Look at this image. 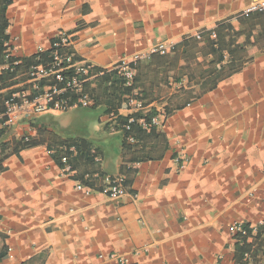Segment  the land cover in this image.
I'll list each match as a JSON object with an SVG mask.
<instances>
[{
	"label": "crops",
	"instance_id": "crops-1",
	"mask_svg": "<svg viewBox=\"0 0 264 264\" xmlns=\"http://www.w3.org/2000/svg\"><path fill=\"white\" fill-rule=\"evenodd\" d=\"M253 1L11 0L5 44L10 55L28 58L65 33V48L88 66L92 80L158 45L179 49L206 31L214 38L218 24L238 25ZM249 55L251 61L200 94L187 68L171 71L179 81L157 62L135 68L142 111L153 108L160 123L151 136L127 141L131 150L113 129L116 117L103 113L107 101L88 109L93 116L75 118L76 107L8 125L7 140L35 138L29 120L36 118L45 131L43 142L2 163L0 264H236L237 227L264 220V47ZM211 59L197 57L201 68ZM18 77L0 89L2 98L31 83L26 70ZM74 138L86 139L96 156L92 165L75 162L71 151L68 171L60 158ZM134 161L135 173L121 174ZM105 175L122 178L121 195L101 193ZM77 183L90 191L77 190Z\"/></svg>",
	"mask_w": 264,
	"mask_h": 264
},
{
	"label": "trees",
	"instance_id": "trees-1",
	"mask_svg": "<svg viewBox=\"0 0 264 264\" xmlns=\"http://www.w3.org/2000/svg\"><path fill=\"white\" fill-rule=\"evenodd\" d=\"M10 2L11 0H0V67L7 66V68L0 70V89L21 81L19 80L18 73H22L25 70L28 71L31 66L45 65L52 60L53 48L51 47L45 53L28 58H19L10 55L11 47L5 44L8 40L5 29L10 23L6 16V9ZM237 20L238 25L236 26H233L229 22L218 24L213 32L215 34L214 38H210L209 32L206 31L198 36L185 39L179 49L169 48L164 54L152 52L138 58L135 62V68L140 70L143 66L157 62L163 65L164 71L167 72L166 77L172 76L176 81H179V78L175 73H171V71L178 67L182 69L187 68L186 75L189 80L199 85V94L210 90L217 85L218 81L237 72L245 63L252 60L253 57L249 55V50L252 47H256L258 50L264 47V12L241 15ZM57 54L64 56L70 54V50L67 48H58ZM198 56L212 58L208 63L205 62L208 65L207 68H201L203 64L197 60ZM73 61H79V58L73 55ZM180 61H183L181 66H179ZM188 62L195 63L196 67L191 69L189 64L186 66L185 63ZM62 73L64 76L69 75L71 74V70L68 69ZM140 76L142 77L139 73L134 77L130 86H125L124 81L117 71H104L94 79L86 80L83 85V92L94 103L90 106L77 107V109L85 110L94 109L103 101H107L108 103L103 113L112 114L116 117V124L113 126V129L120 132L122 136L121 146L125 150L132 149L131 144L127 142L129 136L133 137L135 142L136 140L140 141L142 138L151 136L155 129V126H151L146 130L139 124V122H149L150 118L156 115V111L153 108L145 112L142 111L146 103L141 94V89L138 87ZM45 86L62 87L61 83L49 77L38 80L35 86L32 83L25 84L17 92L24 93L27 97L33 98L43 93ZM15 92L11 91L7 95ZM132 93H136L135 98L141 102V108L134 110L127 116L119 115L117 112L118 109L129 108L126 97ZM4 98L0 96V172L4 168L2 163L7 157L18 153L22 149L43 142L42 135L45 131L40 126L39 118H36L29 120L31 128L34 129V126L36 127L35 138L30 139L29 137L23 136L7 140L6 133L8 131V125L6 124L7 119L4 115ZM165 113H168L167 109H165ZM128 118H132L133 122L129 124V129L125 130L123 125L127 122ZM38 136L39 139H36ZM70 147L74 148L75 162L83 161L91 165L94 163L93 159L96 155L93 154L87 140L84 138H74L66 144L64 154L71 163V167H73L75 162L70 161ZM133 163H136V161L130 162V164L122 168L121 174L135 173L136 168L133 167ZM131 183V178L125 179V185L128 186ZM244 228L247 230L246 235L242 236L240 233L234 235L235 248L233 259L235 263L247 264L248 258L245 255H248L250 260L253 261V264H264V227L257 225L255 233H252L248 226H244ZM248 238L251 239L248 240Z\"/></svg>",
	"mask_w": 264,
	"mask_h": 264
},
{
	"label": "built area",
	"instance_id": "built-area-1",
	"mask_svg": "<svg viewBox=\"0 0 264 264\" xmlns=\"http://www.w3.org/2000/svg\"><path fill=\"white\" fill-rule=\"evenodd\" d=\"M264 12V0H256L247 5L241 15H249L254 13ZM214 36V34H212ZM69 45V37L65 33H61L53 40L50 47L53 48L51 58L52 60L45 65L31 66L27 71L30 82L35 86L36 82L41 79L52 77L56 82L61 83L62 87L55 86L44 89L43 93L29 98L24 93L15 92L7 95L3 99L4 115L6 116V124L9 126L16 125L21 117L39 116L46 112H63L76 107L90 106L93 100L83 92V85L89 75L88 66L73 61V55L66 54L60 56L57 54L58 48H65ZM169 48L163 45H158L153 52L164 54ZM138 59V58H137ZM136 59V60H137ZM127 62L121 60L116 64L114 70L121 76L125 86H130L135 76V62ZM7 67V66H6ZM70 69L71 74L63 75L62 72ZM136 93H132L126 97L129 109L136 110L141 108V102L136 98ZM133 122L132 118H128L123 125L125 130L129 129V124ZM160 123V116L154 115L149 122H139L143 129H149L151 126H157ZM127 141L134 142L133 137L129 136ZM74 148L70 147L69 151ZM61 163L66 170L71 169L70 162L66 155L61 158ZM122 178L119 176L113 177L109 175L103 176V184L100 188L102 194L110 197L121 195ZM77 190H85L88 193L90 190L84 188L80 183L75 185ZM259 226L264 227V220L259 223ZM242 236L247 234L244 227H237L236 230ZM252 233L256 232V227L251 229ZM248 257V255H245Z\"/></svg>",
	"mask_w": 264,
	"mask_h": 264
},
{
	"label": "rangeland",
	"instance_id": "rangeland-1",
	"mask_svg": "<svg viewBox=\"0 0 264 264\" xmlns=\"http://www.w3.org/2000/svg\"><path fill=\"white\" fill-rule=\"evenodd\" d=\"M90 114L91 116H93V112L91 113V110H84V112H83V110L82 109H79V110H76V111H73L72 112V115L75 117V118H79V117H81V115L82 114ZM91 122H92V120H90Z\"/></svg>",
	"mask_w": 264,
	"mask_h": 264
},
{
	"label": "water",
	"instance_id": "water-1",
	"mask_svg": "<svg viewBox=\"0 0 264 264\" xmlns=\"http://www.w3.org/2000/svg\"><path fill=\"white\" fill-rule=\"evenodd\" d=\"M256 1V0H255Z\"/></svg>",
	"mask_w": 264,
	"mask_h": 264
}]
</instances>
